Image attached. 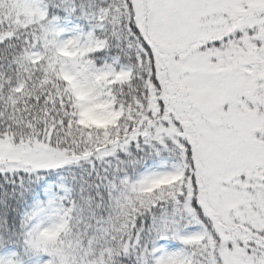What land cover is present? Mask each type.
Wrapping results in <instances>:
<instances>
[{"label":"snow or ice","instance_id":"obj_1","mask_svg":"<svg viewBox=\"0 0 264 264\" xmlns=\"http://www.w3.org/2000/svg\"><path fill=\"white\" fill-rule=\"evenodd\" d=\"M0 264H264V0H0Z\"/></svg>","mask_w":264,"mask_h":264}]
</instances>
